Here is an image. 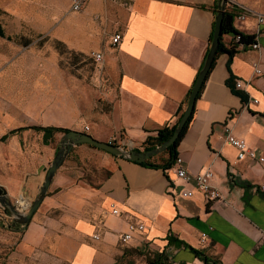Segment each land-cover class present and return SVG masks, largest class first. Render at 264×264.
<instances>
[{
  "label": "crops",
  "instance_id": "crops-1",
  "mask_svg": "<svg viewBox=\"0 0 264 264\" xmlns=\"http://www.w3.org/2000/svg\"><path fill=\"white\" fill-rule=\"evenodd\" d=\"M238 1L264 14V0ZM46 2L47 8L27 15L57 23L55 37L63 42L65 27L86 30L91 50L65 43L76 51L102 52L111 84L100 93L108 102L98 106L100 94L92 86L27 49L18 64L0 71L1 96L22 99L19 128L28 134L46 133L39 127L80 130L144 150L147 137L172 126L188 103L210 46L218 0H91L82 11L72 9L74 0ZM234 28L255 34L258 48L237 46L230 67L229 53L216 57L177 148L189 172L212 169L220 197L210 200L177 176L175 163L154 168L82 143L72 153L98 157L93 166L104 177L89 184L62 166L41 204L47 212L37 211L22 233L8 236L15 244L5 264H149L147 255L161 252L167 264H208L193 248L222 264H264V162L239 160L224 128L264 157V25L249 16L234 20ZM118 32L123 38L114 45ZM223 40L227 47L235 44L232 33ZM231 75L234 83L243 82L238 90L245 99L233 92ZM12 78L22 80V87L12 89L4 80ZM3 115L0 137L11 130L12 116ZM16 132L0 141V185L20 209V200L37 195L56 148L25 150ZM186 190L194 194L184 196ZM130 223L145 229L124 242Z\"/></svg>",
  "mask_w": 264,
  "mask_h": 264
},
{
  "label": "rangeland",
  "instance_id": "rangeland-1",
  "mask_svg": "<svg viewBox=\"0 0 264 264\" xmlns=\"http://www.w3.org/2000/svg\"><path fill=\"white\" fill-rule=\"evenodd\" d=\"M45 1L46 0H18V2L16 1L14 2L15 4H13L11 3L12 0H0V23L6 31L5 36L0 39V71L11 67L13 64H18L17 60L23 56L22 53L25 50L37 49L45 57H47V59H54L55 62L64 70L68 71L70 74L74 75L86 84L92 86L95 94H100V100H98L96 104L104 107L108 101L105 99L104 93L102 94V92L107 88V86H110L111 81H108V78L103 73V63L96 61L94 58V53H98L100 51L87 53L73 50L68 46L70 45L74 48L75 44L79 45L80 43L87 51L91 50L93 44H88L86 30H83L82 32H73L70 30V32H68L65 27L63 29V31L65 30L63 37L64 41L68 44L67 45L65 42L58 40L55 37L57 23L53 24L52 20L47 22V20L40 17H29L27 15L28 11L31 13L34 11L33 14H35L39 10L42 11L44 7L47 8L48 2L44 4ZM90 1L91 0H87L86 3ZM100 5V3H96L93 6L98 8ZM90 7L91 6L88 4L87 8L89 9ZM79 11H82V9ZM7 36H11L12 39L8 40ZM58 42L63 43L64 47L62 48L59 46ZM4 80L12 87V89L13 86L14 88H18L20 86L22 87V80H16L13 78L9 81L7 79ZM113 85L115 86V84ZM100 91L102 92L100 93ZM20 100H22L21 97H17V95L12 94L11 98H7L1 96L0 94V113H3L4 117L7 115L12 116V121L8 122V124L3 121L11 130L22 126L19 120V116H21L19 105V102L21 103ZM11 130H9V132ZM63 133L65 132H54L53 135L46 140L44 139V133L34 134L32 132L31 134H28L26 131L22 130L20 132L19 130L15 134L18 138L22 139V147L25 150L37 152L39 151L38 146L41 145V148H45L46 144H50L53 148H56L54 149L56 152L60 145V139ZM115 143H117V146L125 149L128 148L127 146H123L119 140H116ZM115 143L113 142V144ZM97 162H99V158L92 154L84 155L78 151L75 153H72L71 151L62 166L68 164L72 168L70 172L74 173V176L78 179V181L83 180L89 184H93L98 183L99 180L104 177V172H101L96 168V166H93V163L97 164ZM43 181H41V184ZM38 193L35 197H32L31 201L29 200L30 204L33 199L38 196ZM28 209L29 207L26 210L23 209L21 211L25 210L24 213H26L28 212ZM38 212H47L44 209V205H41ZM48 213H50L51 216H57L58 214V212L50 211ZM23 229L24 228L19 229L17 226H13L12 220L8 218L2 210H0V264H5L9 255L13 251V245L15 244L14 239L12 240L8 236L20 234L23 232Z\"/></svg>",
  "mask_w": 264,
  "mask_h": 264
},
{
  "label": "water",
  "instance_id": "water-1",
  "mask_svg": "<svg viewBox=\"0 0 264 264\" xmlns=\"http://www.w3.org/2000/svg\"><path fill=\"white\" fill-rule=\"evenodd\" d=\"M225 8H227V0H218V8L216 10L215 24H214V34L213 40H211L210 48L205 56L200 72H198L197 79L194 83L193 88L188 98V103L182 113L180 120H178L173 135L170 136L167 140L163 141L161 144L156 146L153 149H139L136 147H128L127 149L117 146L110 142H103L89 133L80 130H68L63 133L60 139V145L55 152L54 158L51 164L47 167H44L45 177L44 181L40 186V191L38 196L33 199L31 202L28 212H20L16 201H12L8 191L5 187L0 185V210L12 220V225L17 226L21 229L27 226L31 221L33 214H36L40 208L44 198H46L49 187L54 180V177L58 169L63 165L66 157L74 149L75 146H78L82 143L89 144L104 150L105 152L117 155L119 157H126L133 160V162H145L148 159L158 155L159 153L166 152L169 147L175 144L177 138L180 136L183 131L185 124L192 117L196 105V101L199 95V92L204 86V83L207 79L208 73L211 71V67L215 57L218 54L220 41L223 35L222 24L224 21ZM52 131H46L44 133V139L50 138Z\"/></svg>",
  "mask_w": 264,
  "mask_h": 264
},
{
  "label": "built area",
  "instance_id": "built-area-1",
  "mask_svg": "<svg viewBox=\"0 0 264 264\" xmlns=\"http://www.w3.org/2000/svg\"><path fill=\"white\" fill-rule=\"evenodd\" d=\"M108 1L115 2L118 0H108ZM86 2L87 0H74V4H72V9L74 11H79L82 8L83 4H85ZM226 9L234 13V20H245L250 16V17H254L257 20L259 25H264V14L263 13L253 10L251 6L243 4L239 2L238 0H227V8H225V10ZM234 36H235L234 42L239 43V41H241V36L240 35H234ZM122 38L123 36L122 34H120V32L116 33L114 37L112 38L113 44L117 45L121 41ZM240 45H243V44H240ZM248 46H250L251 48H258V43L254 42L251 45L249 44ZM94 58L96 61L101 62L103 60V55L101 52L94 53ZM242 86H243L242 81L238 80L235 82V87L237 89L242 88ZM224 128L226 131V140L230 143V145H232L238 150L237 158L239 160H243L246 158V159L259 160V161L264 162V157L262 155L258 156L257 151L251 148L247 144V141L245 139L235 136L232 133L230 127L224 126ZM109 142L115 143V140H111ZM122 145L126 146L124 143ZM175 164H177V169H175L177 176L181 177V179L185 180L186 182H194L197 189L203 192L208 199L215 200L220 197L219 191L215 187H213V184H212V180L214 178L212 169L207 168L198 173L189 172L187 170V167L184 165L183 159L180 156L176 157ZM261 189L264 191V186H262ZM193 194L194 192L191 190H186L183 193L184 196H192ZM16 204L18 206V199L16 200ZM114 212L117 213L116 210H114ZM144 229H145V226L143 224H131L130 223L129 231L122 235V240L126 242L128 239H131L132 233H134L136 230H144Z\"/></svg>",
  "mask_w": 264,
  "mask_h": 264
},
{
  "label": "trees",
  "instance_id": "trees-1",
  "mask_svg": "<svg viewBox=\"0 0 264 264\" xmlns=\"http://www.w3.org/2000/svg\"><path fill=\"white\" fill-rule=\"evenodd\" d=\"M217 8H216V10H217ZM0 13H1V9H0ZM222 32H223V35L227 34V33H232L234 35H240L241 36V41H239V43H235L234 45L227 47L223 43L224 40H223V35H222L218 54L216 57H218V55L222 52L229 53V55H230L229 63H228L229 67H230V59L232 57H234V55L237 52V46H248L249 44L251 45L252 43L257 42L255 34L243 33V32H240L234 28V13L231 11H228L227 9L225 10V14H224V21L222 24ZM5 34H6L5 28L0 23V36H5ZM213 34H214V27H213V30L211 33V39L209 40V44H211V40H213ZM7 39L11 40L12 37L7 36ZM240 44H243V45H240ZM58 45L61 46L62 48L64 47L63 43L58 42ZM209 48H210V46H209ZM208 51H209V49H208ZM216 57H215V59H216ZM215 59L213 61L212 67L214 66ZM212 67H211V69H212ZM199 72H200V70H199ZM197 75H198V73H197ZM197 75H196L195 81L197 79ZM195 81H194V83H195ZM228 83L232 86L234 93L240 95L243 99H245V94L242 91H239L235 87V83L233 81L232 75L228 79ZM193 86H194V84H193ZM193 86H192V88H193ZM190 92H191V89L189 90V93L187 95V101H188ZM182 113L183 112L180 113L178 120H180ZM192 118H193V115L189 119V121H187V123L185 124V127H184L183 131L181 132L180 136L177 138L175 144L172 145L171 147H169L166 152L164 151L162 153H159L158 155L152 157L151 159H148L147 161L140 162V163L145 164V165H149L150 167H154V168H164L165 170L172 168V166L175 163V159L177 157L178 144H179L181 138L184 137V135L188 129V126L190 124V121H192ZM178 120H176V122L172 126H167V127L165 126L162 129H160L157 136H154V137L148 136L146 141H145V146H144L145 149H149V150L153 149L156 146H158L159 144H161L163 141L167 140L170 136H172ZM19 129H15V130H13V131L9 132L8 134H5V135L3 134L0 137V141L5 142L8 139L10 134L16 132ZM20 130H22V129H20ZM36 130H38V131H52V132H54V131L66 132L69 129L53 128V127H39V128H36ZM170 240H173V238H170ZM193 249H194L195 254L199 258H201L205 262H207L208 264H222V263L213 261L207 254H205L199 250H195V248H193ZM147 261L149 264H167L168 258H166L164 253L161 252V253H155V254H153V256L147 255ZM116 264H118V262Z\"/></svg>",
  "mask_w": 264,
  "mask_h": 264
},
{
  "label": "bare ground",
  "instance_id": "bare-ground-1",
  "mask_svg": "<svg viewBox=\"0 0 264 264\" xmlns=\"http://www.w3.org/2000/svg\"><path fill=\"white\" fill-rule=\"evenodd\" d=\"M20 205H21V208L19 209V211L23 212L21 210L28 208L30 205V202H29V200L22 199V200H20Z\"/></svg>",
  "mask_w": 264,
  "mask_h": 264
}]
</instances>
